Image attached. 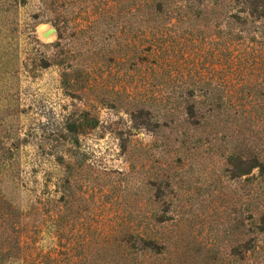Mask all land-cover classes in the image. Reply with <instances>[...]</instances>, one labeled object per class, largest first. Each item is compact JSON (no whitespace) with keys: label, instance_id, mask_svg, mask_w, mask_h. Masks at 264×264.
I'll return each instance as SVG.
<instances>
[{"label":"rangeland","instance_id":"1","mask_svg":"<svg viewBox=\"0 0 264 264\" xmlns=\"http://www.w3.org/2000/svg\"><path fill=\"white\" fill-rule=\"evenodd\" d=\"M0 264H264V0H0Z\"/></svg>","mask_w":264,"mask_h":264},{"label":"water","instance_id":"2","mask_svg":"<svg viewBox=\"0 0 264 264\" xmlns=\"http://www.w3.org/2000/svg\"><path fill=\"white\" fill-rule=\"evenodd\" d=\"M50 34H51V32H47V33L45 34V37L49 36Z\"/></svg>","mask_w":264,"mask_h":264}]
</instances>
